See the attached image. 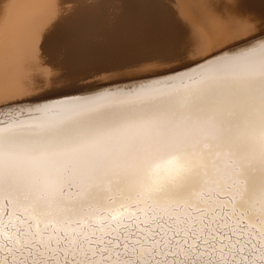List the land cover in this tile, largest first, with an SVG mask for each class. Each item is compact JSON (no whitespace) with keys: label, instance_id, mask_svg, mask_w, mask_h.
I'll list each match as a JSON object with an SVG mask.
<instances>
[{"label":"snow or ice","instance_id":"snow-or-ice-1","mask_svg":"<svg viewBox=\"0 0 264 264\" xmlns=\"http://www.w3.org/2000/svg\"><path fill=\"white\" fill-rule=\"evenodd\" d=\"M234 48L163 80L216 57L186 63L161 25L147 59L103 70L152 85L0 103V264H264V18Z\"/></svg>","mask_w":264,"mask_h":264},{"label":"bare ground","instance_id":"bare-ground-1","mask_svg":"<svg viewBox=\"0 0 264 264\" xmlns=\"http://www.w3.org/2000/svg\"><path fill=\"white\" fill-rule=\"evenodd\" d=\"M93 2L98 0H0V103L69 86L98 88L109 82L142 80L136 78L146 75L143 69L103 70L147 59L161 25L188 50L186 63L216 57L166 80L197 73L235 55L224 49L257 35L264 18V0H243L239 6L243 16L237 15L236 0H213L212 8L208 0H156L148 8L134 0H111L103 11L91 7ZM221 52L222 56L216 55ZM37 80L43 81L39 87Z\"/></svg>","mask_w":264,"mask_h":264},{"label":"rangeland","instance_id":"rangeland-1","mask_svg":"<svg viewBox=\"0 0 264 264\" xmlns=\"http://www.w3.org/2000/svg\"><path fill=\"white\" fill-rule=\"evenodd\" d=\"M255 43H258V41H256ZM239 51H241V49L234 48V50L232 52H230V53L235 54V53H238ZM161 79L166 80V77H162ZM142 80H133V82L132 81H125L124 83L122 81H118V82H115L116 84L114 82L113 83L109 82L110 84L106 83V84L101 85L102 89H101V87H99V85H98V88L96 87L97 85H94L95 87H93L92 85H88V87L86 85H83L84 87L83 86H78L79 88L77 86H74V87H76L74 89H72V86H69V87L61 88L60 90L58 88V89H51L50 91L35 92V93H33V95L34 94L37 95L38 93H46L47 95L49 94L48 95L49 98L44 100V101H42L41 103L43 105H47V104H50V103L55 104V103H58V102H61V101H65V100H73V99H80V98L83 99V98H86V97H93L95 95H98L100 93H104L106 91H111L112 92L113 89H115V88L128 89V88H132L133 86H137L138 84H143L145 82L150 81V80H147V79H142ZM118 83H120V84H118ZM113 84H115V85H113ZM106 85H112V86L111 87H106ZM90 86H92L93 89ZM89 89H91V90L89 91ZM64 91H66V92L64 93ZM62 93H64V94H62ZM51 94L54 95V96H52ZM4 101L6 102L8 100H4ZM2 103H4V102H2ZM26 106L30 107L31 105H26Z\"/></svg>","mask_w":264,"mask_h":264}]
</instances>
